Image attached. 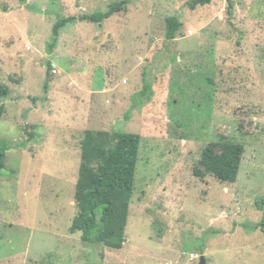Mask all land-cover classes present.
I'll list each match as a JSON object with an SVG mask.
<instances>
[{
  "label": "rangeland",
  "instance_id": "rangeland-1",
  "mask_svg": "<svg viewBox=\"0 0 264 264\" xmlns=\"http://www.w3.org/2000/svg\"><path fill=\"white\" fill-rule=\"evenodd\" d=\"M188 1L129 0L91 23L78 18L116 0H0V264H264V0ZM117 130L141 141L109 250L69 227L83 134ZM223 140L244 147L235 183L195 176Z\"/></svg>",
  "mask_w": 264,
  "mask_h": 264
},
{
  "label": "trees",
  "instance_id": "trees-1",
  "mask_svg": "<svg viewBox=\"0 0 264 264\" xmlns=\"http://www.w3.org/2000/svg\"><path fill=\"white\" fill-rule=\"evenodd\" d=\"M212 1L189 0L187 5L190 10H194ZM128 4L129 0H116L106 11L84 14L78 20L101 23L113 14L126 11ZM230 9L231 5H228L229 12ZM75 20V17H68L55 22L52 39L48 44L49 51L54 47L60 29ZM181 26L175 17L167 18L166 39H175ZM47 66L50 71L51 63L47 62ZM8 95L9 88L0 84V119L5 111L3 101ZM136 97L137 100L140 97L146 101L151 97V87L145 80L143 89ZM136 97H133V101ZM140 141L139 135L120 130L110 133L84 132L80 141V162L74 192L77 214L69 227L70 233H80L82 243L101 245L109 250H120L123 247ZM243 154L244 147L238 143L227 140L209 143L201 151L198 160L200 170L195 169L193 173L198 177L211 175L221 183H235ZM5 158L6 150L0 147V174L5 167ZM259 227L264 232V223Z\"/></svg>",
  "mask_w": 264,
  "mask_h": 264
},
{
  "label": "water",
  "instance_id": "water-1",
  "mask_svg": "<svg viewBox=\"0 0 264 264\" xmlns=\"http://www.w3.org/2000/svg\"><path fill=\"white\" fill-rule=\"evenodd\" d=\"M200 264H204V258L200 257Z\"/></svg>",
  "mask_w": 264,
  "mask_h": 264
}]
</instances>
